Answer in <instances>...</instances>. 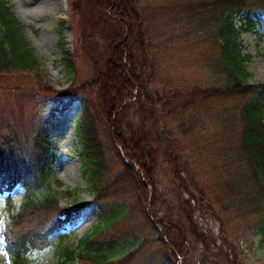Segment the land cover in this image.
Listing matches in <instances>:
<instances>
[{
  "label": "trees",
  "instance_id": "1",
  "mask_svg": "<svg viewBox=\"0 0 264 264\" xmlns=\"http://www.w3.org/2000/svg\"><path fill=\"white\" fill-rule=\"evenodd\" d=\"M185 1L167 13L175 15V22L177 18L187 26L196 23L206 28V34L216 40V55L207 68L222 78V86L161 89L155 71L150 70L155 54L151 31L157 18L166 13L161 8L149 15L142 0H74L70 4L71 14L80 17L79 44L94 79L76 91L49 92L62 103L61 112L76 101L84 103L77 135L83 176L94 202L114 194L124 200L100 212L92 234L77 249L67 251L71 260L132 264L135 255L154 248L151 258L160 257V264H180L189 238L206 244L208 235L196 220L200 207L214 213L222 209L224 214L258 215L264 224V83L250 82V59L243 55L241 42L244 33L264 27V0ZM238 17L244 21L240 28L235 24ZM66 64L69 71L74 70L73 61ZM38 71L20 21L8 2L0 0V89L5 77ZM228 102L230 108L217 109V103ZM7 128L9 122L0 127V194H11L18 185L27 193L7 229V252L13 264H27V253L37 247V239L45 242L76 225L90 203L61 208L52 198L34 200L30 193L50 184L58 147L47 125L33 128L31 135L8 134ZM194 138L212 149L207 183L203 171L191 168ZM107 146L123 165L114 176L105 159ZM164 166L172 173L173 201L158 188V172ZM108 175L111 182L105 185ZM138 214L155 233L144 237L126 256L110 259L99 243L101 237L117 222ZM18 227L22 232L16 233ZM97 242L99 247H95ZM103 243L111 250L118 239Z\"/></svg>",
  "mask_w": 264,
  "mask_h": 264
},
{
  "label": "rangeland",
  "instance_id": "2",
  "mask_svg": "<svg viewBox=\"0 0 264 264\" xmlns=\"http://www.w3.org/2000/svg\"><path fill=\"white\" fill-rule=\"evenodd\" d=\"M6 1L23 27V36L38 61L39 71L16 74L1 80L3 89H0V111H7V115H0V127L9 122L10 129H5L6 133L31 135L32 131H35L33 128L47 125L52 141L58 147L50 184L32 191L30 196L34 200L40 202L52 198L61 208H71L78 203H90L76 225L65 227L63 231L51 235L45 242L37 239L36 248L53 244V248L49 249L51 255L48 264L60 262L89 264L77 257L69 259L67 251L77 249L81 240L92 234L104 208L111 209L124 200L114 194L115 197L102 198L103 202L98 204L94 202L96 198L94 199L91 188L83 176L84 167L80 160L81 149L77 135V122L83 114L84 103L76 101L67 111L61 112L62 103L49 92V90L63 92L69 89L76 91L94 79L93 68L79 44L80 17L70 12V4L74 0H62L59 9L50 8L48 0H20L19 4L16 0ZM184 2L186 1L142 0L143 8L149 15H152L153 9L161 8L166 11L157 18L156 26L151 31L155 54L150 70L153 73L155 71V80L161 89L165 90L222 86V78H217L207 68L216 55V40L206 34L208 33L206 28L201 29L196 23L193 27L187 26L177 18L175 22L172 17L175 15L167 13L168 8ZM235 24L240 28L244 21L238 17ZM241 42L243 55L250 59L247 63L248 70L253 75L250 82L264 83V27L258 26L244 33ZM67 60L74 62L73 71L67 69ZM217 104L220 111L232 106L229 102ZM212 134L213 131L210 135ZM192 140L190 148L195 163L191 168L196 170L197 167L203 171L207 183L211 180L209 173L211 164L207 161L211 160L209 151L212 149H206L201 140L198 142L195 138ZM105 159L113 176L122 170V161L112 147H106ZM110 177L108 175L104 179L105 185L111 182ZM171 181V170L162 167L158 172L157 184L160 192L169 201L174 200L171 194ZM26 195V190L20 185L10 195V202L9 193L0 194V204L6 202L7 219L10 223L12 216L21 209ZM147 208L149 210L150 206ZM220 210L214 213L207 207L198 209L196 220L208 238L206 244L189 238L184 247V256L179 257L182 264L184 261L188 264H264V224L260 222V216H249L241 212L224 214L223 210ZM3 223L0 221V264H13L7 252L6 237L10 223H7L6 229L3 228ZM20 230L18 227L16 233L22 232ZM42 230L44 232L45 227ZM154 233L152 227L143 223L138 214L117 222L112 231L101 237L99 243L103 244L110 259H119L137 249L144 237H151ZM112 237L117 238L118 243L109 250L103 241H108ZM99 243L97 242L95 247H99ZM155 251L154 248H149L135 255L132 264H160V257L151 258ZM32 255L47 253L34 254L31 249L27 257ZM27 264H32L28 258Z\"/></svg>",
  "mask_w": 264,
  "mask_h": 264
},
{
  "label": "clouds",
  "instance_id": "3",
  "mask_svg": "<svg viewBox=\"0 0 264 264\" xmlns=\"http://www.w3.org/2000/svg\"><path fill=\"white\" fill-rule=\"evenodd\" d=\"M0 221H3V228L6 229L7 227V223H10V220L7 219V213H6V202L0 204ZM53 248V244L49 243L47 244L45 247L43 248H34L32 249V252L34 254L36 253H47V255H32V256H28L26 258H28L32 264H48V259L49 256L51 255V253L49 252V249Z\"/></svg>",
  "mask_w": 264,
  "mask_h": 264
},
{
  "label": "bare ground",
  "instance_id": "4",
  "mask_svg": "<svg viewBox=\"0 0 264 264\" xmlns=\"http://www.w3.org/2000/svg\"><path fill=\"white\" fill-rule=\"evenodd\" d=\"M20 0H16V2L19 4ZM48 5L52 9H59L62 6V0H48Z\"/></svg>",
  "mask_w": 264,
  "mask_h": 264
},
{
  "label": "water",
  "instance_id": "5",
  "mask_svg": "<svg viewBox=\"0 0 264 264\" xmlns=\"http://www.w3.org/2000/svg\"><path fill=\"white\" fill-rule=\"evenodd\" d=\"M143 183L145 184V185H147L146 184V182H145V180H143ZM150 189V188H149ZM179 262H180V264H182V260L179 258Z\"/></svg>",
  "mask_w": 264,
  "mask_h": 264
}]
</instances>
